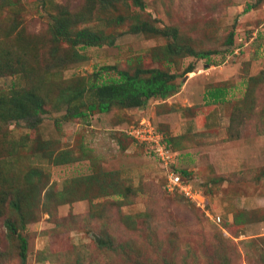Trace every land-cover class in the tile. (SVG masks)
I'll return each mask as SVG.
<instances>
[{"label": "rangeland", "instance_id": "obj_1", "mask_svg": "<svg viewBox=\"0 0 264 264\" xmlns=\"http://www.w3.org/2000/svg\"><path fill=\"white\" fill-rule=\"evenodd\" d=\"M84 28L99 46L71 43ZM101 67L176 90L92 113L78 93ZM25 92L30 121L10 102ZM0 99V264H264V0H0ZM145 126L194 198L127 136Z\"/></svg>", "mask_w": 264, "mask_h": 264}, {"label": "trees", "instance_id": "obj_2", "mask_svg": "<svg viewBox=\"0 0 264 264\" xmlns=\"http://www.w3.org/2000/svg\"><path fill=\"white\" fill-rule=\"evenodd\" d=\"M249 7L246 8L248 10ZM63 28L57 27L55 30L56 36L62 35ZM134 32H141L145 30V25L141 24L133 27ZM154 32H160L156 29H151ZM101 39L96 34L92 33L89 29L84 28L80 29L76 32L75 38L71 40L73 45L83 44L84 46H99ZM169 50L176 54L186 53L190 56H193L197 59H206L208 57V53H193L190 49L186 47L174 46L170 45ZM110 67H101L99 71L93 73V81L90 86L85 89H80L78 94L82 95V93L87 90L91 101V104L88 105L87 110L89 112H96L97 114H104L109 111L110 107L113 104L122 105V107L126 108H138L144 106L148 100L152 98L165 97L175 92L176 85L174 83L175 75L168 74L166 72L150 69V70H136L132 74L121 71L117 72L116 78H108V80H101L102 71H109ZM193 70V65L189 64L185 70L184 74L190 73ZM209 98L213 100V102L222 101V94L218 91L209 92ZM26 99L30 106L27 107L23 100ZM3 101L0 99V104ZM11 104L15 109L16 117L21 118L25 121H30V117L36 118L41 110V102L39 99L34 97L28 93H22L16 95L10 100ZM81 115V113L73 114L74 117ZM84 115V113H83ZM82 115V116H83ZM39 123V119H32L31 123H29V127L35 126ZM127 132V136H128ZM135 140V139H134ZM136 141V140H135ZM137 142V141H136ZM170 141L164 137V143L166 147L172 152V148L170 146ZM139 143V142H138ZM144 145L142 143H139ZM147 149L150 147L144 145ZM151 150V149H150ZM158 159V158H157ZM161 163H163L160 159H158ZM173 163H169L166 165L165 171L166 174H175L183 180L182 175H180L176 169L173 167ZM171 167V169L169 168ZM185 175L184 171L182 172ZM167 178V177H166ZM186 184V183H185ZM178 191V189H176ZM179 192V191H178ZM180 193V192H179ZM186 198V197H185ZM237 223L240 221L236 220ZM11 226V223L7 224ZM21 257L24 258L26 254V244L25 240L21 239L20 245Z\"/></svg>", "mask_w": 264, "mask_h": 264}, {"label": "built area", "instance_id": "obj_3", "mask_svg": "<svg viewBox=\"0 0 264 264\" xmlns=\"http://www.w3.org/2000/svg\"><path fill=\"white\" fill-rule=\"evenodd\" d=\"M128 134L137 142L150 147L151 151L157 152L158 157L156 158L160 159L165 166L168 165L171 159V151L166 147L163 135L160 132H157L153 128L145 126L141 128H133L128 131ZM166 188L169 192H173L176 188H178L179 190H181V192H183L185 197L189 199L195 197L191 186L185 184L178 175H175L173 173L167 175Z\"/></svg>", "mask_w": 264, "mask_h": 264}, {"label": "clouds", "instance_id": "obj_4", "mask_svg": "<svg viewBox=\"0 0 264 264\" xmlns=\"http://www.w3.org/2000/svg\"><path fill=\"white\" fill-rule=\"evenodd\" d=\"M188 185H190V184H188ZM176 189H178V188H176ZM176 189H175V190H176ZM178 191H179L183 196H185V195L183 194V192H181V190L178 189ZM186 198H187V197H186ZM193 202H194V201H193Z\"/></svg>", "mask_w": 264, "mask_h": 264}]
</instances>
